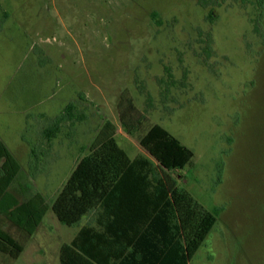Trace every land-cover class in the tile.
I'll list each match as a JSON object with an SVG mask.
<instances>
[{
	"label": "rangeland",
	"instance_id": "374dc122",
	"mask_svg": "<svg viewBox=\"0 0 264 264\" xmlns=\"http://www.w3.org/2000/svg\"><path fill=\"white\" fill-rule=\"evenodd\" d=\"M70 103L81 120L49 145ZM154 125L193 152L160 175L217 216L189 264H264V0H0V139L18 185L50 207L102 132L157 166L140 145ZM0 225L24 246L0 264H61L77 230L51 209L31 237Z\"/></svg>",
	"mask_w": 264,
	"mask_h": 264
},
{
	"label": "trees",
	"instance_id": "16d2710c",
	"mask_svg": "<svg viewBox=\"0 0 264 264\" xmlns=\"http://www.w3.org/2000/svg\"><path fill=\"white\" fill-rule=\"evenodd\" d=\"M211 3L217 0H200L203 7ZM75 110L70 103L44 129L42 136L49 145L64 123L81 120ZM110 128L107 123L106 130ZM140 145L157 166L146 157L131 159L114 133L102 132L49 207L41 193L18 185L20 164L0 139V218L31 237L49 209L68 227L78 226L85 216L101 209L102 228H82L61 247V264H189L217 216L157 169L182 170L191 164L193 152L160 125H154ZM23 251L24 246L0 225V254L18 260Z\"/></svg>",
	"mask_w": 264,
	"mask_h": 264
},
{
	"label": "crops",
	"instance_id": "0c3cea01",
	"mask_svg": "<svg viewBox=\"0 0 264 264\" xmlns=\"http://www.w3.org/2000/svg\"><path fill=\"white\" fill-rule=\"evenodd\" d=\"M3 143H4V141H2ZM5 144V143H4ZM6 145V144H5ZM7 147V146H6ZM8 148V147H7ZM9 149V148H8ZM10 151V150H9ZM11 152V151H10ZM17 160V159H16ZM18 161V160H17ZM19 163V162H18ZM20 164V163H19ZM20 167H21V170H20V172H21V174H20V177H21V175H22V165L20 164ZM102 212V210L101 209H98V210H95V211H93L92 212V214H89V215H87V216H85L83 219H82V221H81V223L77 226V230H76V233H75V236L79 233V231L82 229V228H84V227H90V228H94V229H97V230H100L102 227H101V225H100V213ZM91 216H92V218H91ZM85 219H88L87 221V223L86 222H84L85 221ZM103 221V223H107L106 221H107V219H103L102 220ZM74 236V237H75Z\"/></svg>",
	"mask_w": 264,
	"mask_h": 264
}]
</instances>
